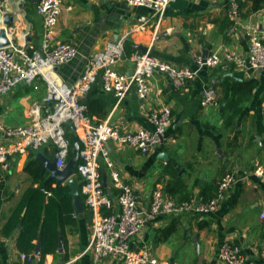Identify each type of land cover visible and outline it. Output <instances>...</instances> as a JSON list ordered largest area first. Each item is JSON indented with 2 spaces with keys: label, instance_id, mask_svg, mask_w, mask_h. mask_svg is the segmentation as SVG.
Masks as SVG:
<instances>
[{
  "label": "crops",
  "instance_id": "0c3cea01",
  "mask_svg": "<svg viewBox=\"0 0 264 264\" xmlns=\"http://www.w3.org/2000/svg\"><path fill=\"white\" fill-rule=\"evenodd\" d=\"M38 1L1 0L0 11L14 17V25L7 29L10 46L26 49L42 46L43 18L37 11ZM239 1L240 24L233 31L228 6L223 2L176 0L156 28L151 9L133 7L124 0H62L63 10L54 40L73 43L78 54L69 63L59 66L57 73L66 83L75 82L90 59L110 44L124 45L122 59L112 66L126 74L134 69L136 55L150 46L153 54L162 60L193 69H197L193 58L197 53H223L227 49L244 53L249 45L247 26L253 22L264 26V16L260 13L264 0ZM141 15H149L150 22L145 30L134 31ZM3 26L0 22V28ZM249 79H257L258 86L242 98L236 117L228 118L232 113L227 109L232 99V86ZM100 82L99 78L93 84V98L106 105V116L100 120L109 119L124 131L153 129L150 113L159 111L164 105L171 108L173 123L167 128L163 142L151 152L141 153L131 147L109 143L116 168L123 180L139 193L144 206L150 204L158 186L177 201L190 198L206 201L215 195L217 183L227 172H234L238 177L214 212L160 215L145 226L133 246L148 247L164 264H225L219 258V250L224 241L231 240L241 245L247 257L264 264L260 256L264 245V179L254 173L255 167H264V70L234 66L203 68L195 80L182 88H176L165 74L156 72L150 78L151 89L146 99H141L133 88L119 106L115 105V97L102 89ZM207 86L217 89L218 100L215 105L203 107L200 98ZM47 95V83L43 78L22 82L12 93L0 95V121L13 126L28 123L30 107L44 104ZM67 127L75 137L69 124ZM0 141L5 142L6 137L0 135ZM42 148L37 153L52 159L55 145ZM28 160L29 154L16 156L10 159L8 170L0 168L2 264H11L21 252L16 244L19 232L5 237L1 229L23 192L39 185L25 171ZM101 172L117 206V190L102 160ZM48 177L49 171L44 175L45 181ZM75 177L83 211L79 213L74 208L73 221L60 228L55 253L47 254L42 261L34 250L33 264L92 263L91 256L84 251L91 236L93 216L84 203L81 180L76 174ZM56 184L55 180L53 186ZM159 229L171 231L166 241L157 242ZM98 264L119 263L106 258Z\"/></svg>",
  "mask_w": 264,
  "mask_h": 264
},
{
  "label": "built area",
  "instance_id": "2783aa9c",
  "mask_svg": "<svg viewBox=\"0 0 264 264\" xmlns=\"http://www.w3.org/2000/svg\"><path fill=\"white\" fill-rule=\"evenodd\" d=\"M124 1L133 7L151 9L155 27L159 28L168 7L176 0ZM192 1L226 3L229 17L233 21L232 30L239 26V0ZM62 10V0L38 1L37 11L43 18L44 32L43 44L39 49L0 46V95L12 93L22 82L30 83L38 77L46 81L48 89L44 104L36 103L28 110V123L13 126L0 121V135L6 137L5 142L0 141V168L8 170L13 157L53 144L59 151L57 168L63 169L73 147L66 136L65 125L72 123L74 134L81 144L80 161L75 174L81 180L84 203L93 216L91 236L84 251L91 256V264H98L106 258L119 264H164L148 247L133 246L145 226L156 221L160 215H207L214 212L237 182V174L227 172L217 183L215 195L206 201L195 198L177 201L158 186L152 193L150 204L144 206L139 193L123 180L116 168L110 155L109 143L131 147L141 153L151 152L163 142L167 128L173 123L171 108L164 105L159 111L150 113L153 129L124 131L109 119L100 120L89 116L84 98L99 78L103 90L112 94L116 100L115 105L119 106L133 88L141 99H146L151 89L150 78L156 72L165 74L176 88H182L195 80L203 68L228 69L234 66L264 70V26L260 22L247 26L249 45L244 53L227 49L223 53L214 51L206 55L195 54L193 58L197 69L179 67L162 60L153 54L150 46L136 55L131 74L121 73L112 65L122 59L124 45L110 44L90 59L78 80L66 83L58 75L57 68L72 61L77 56L78 49L71 42L54 40ZM260 13L264 16V8ZM149 22V15L139 16L134 31L145 30ZM217 100V89L214 86L205 87L200 98L201 105L209 107L217 104ZM101 160L109 169L112 186L117 190V206L107 191L101 172ZM254 173L264 179V167H255ZM260 256L264 260V245ZM219 258L225 264H258L245 255L241 245L231 240L222 243ZM34 261V253L21 252L11 264H33Z\"/></svg>",
  "mask_w": 264,
  "mask_h": 264
},
{
  "label": "trees",
  "instance_id": "16d2710c",
  "mask_svg": "<svg viewBox=\"0 0 264 264\" xmlns=\"http://www.w3.org/2000/svg\"><path fill=\"white\" fill-rule=\"evenodd\" d=\"M128 46L126 47L127 52L130 53ZM258 84L257 79H249L232 86V99L227 105V109L232 113L228 118L236 117V114L241 110L242 98L251 94ZM94 90L93 85L87 94V99L84 100L87 107L86 112L91 117L102 119L106 116V105L100 99L93 98ZM70 135L71 144H73L74 137L72 134ZM42 169L43 164L41 159L37 157V150H31L25 171L36 182H39V185L30 186L23 192L19 202L12 209L3 225L1 233L3 236L9 237L18 231L16 244L19 251L24 253H33L40 237L42 243L41 259L43 261L47 254L57 251L59 230L66 223L73 221L74 205L70 185L66 183L53 186L55 179L45 181L44 175L48 171L43 172ZM48 192L51 194L49 195ZM170 232L168 229H159L157 242L166 241ZM0 264H2L1 260Z\"/></svg>",
  "mask_w": 264,
  "mask_h": 264
},
{
  "label": "water",
  "instance_id": "95a60500",
  "mask_svg": "<svg viewBox=\"0 0 264 264\" xmlns=\"http://www.w3.org/2000/svg\"><path fill=\"white\" fill-rule=\"evenodd\" d=\"M2 2L0 0V6ZM0 22H3L4 26L0 28V46H9L11 44L10 39L7 36V29L14 25V17L12 15H4L3 11H0ZM145 51V50H144ZM132 72V71H131ZM131 72L129 74H131ZM85 100L87 97L84 98ZM71 130L74 132V127L72 123H69ZM80 151L81 144L78 136L75 135L72 147L71 156L67 162V165L63 169L57 168V159L59 156V151L56 148L54 156L52 159L47 158L43 153L38 152L37 157L41 159L43 163V172L49 171V177L47 178V182L55 179L57 184L68 183L71 187V195L73 198L74 208L77 212L83 211V202L79 189V185L77 179L75 177L76 167L80 161ZM104 182L106 185V180L104 177ZM41 239L39 237V241L35 248V254L37 256H41Z\"/></svg>",
  "mask_w": 264,
  "mask_h": 264
},
{
  "label": "rangeland",
  "instance_id": "374dc122",
  "mask_svg": "<svg viewBox=\"0 0 264 264\" xmlns=\"http://www.w3.org/2000/svg\"><path fill=\"white\" fill-rule=\"evenodd\" d=\"M65 128H66V136L70 139L71 135L69 133V129L67 127V125H65ZM43 148H40L39 150H42Z\"/></svg>",
  "mask_w": 264,
  "mask_h": 264
}]
</instances>
